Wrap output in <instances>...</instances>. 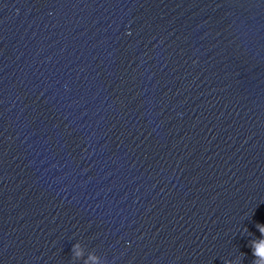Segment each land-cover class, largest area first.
Masks as SVG:
<instances>
[{
	"label": "water",
	"instance_id": "1",
	"mask_svg": "<svg viewBox=\"0 0 264 264\" xmlns=\"http://www.w3.org/2000/svg\"><path fill=\"white\" fill-rule=\"evenodd\" d=\"M0 264H264V0H0Z\"/></svg>",
	"mask_w": 264,
	"mask_h": 264
}]
</instances>
